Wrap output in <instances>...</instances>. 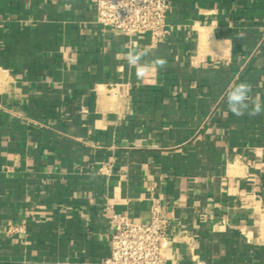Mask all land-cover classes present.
Masks as SVG:
<instances>
[{
    "label": "crops",
    "instance_id": "0c3cea01",
    "mask_svg": "<svg viewBox=\"0 0 264 264\" xmlns=\"http://www.w3.org/2000/svg\"><path fill=\"white\" fill-rule=\"evenodd\" d=\"M168 3L154 44L97 0H0V264H105L111 213L155 209L170 264H264V0Z\"/></svg>",
    "mask_w": 264,
    "mask_h": 264
},
{
    "label": "built area",
    "instance_id": "2783aa9c",
    "mask_svg": "<svg viewBox=\"0 0 264 264\" xmlns=\"http://www.w3.org/2000/svg\"><path fill=\"white\" fill-rule=\"evenodd\" d=\"M98 22L127 35H147L154 44L168 35V0H97ZM111 256L105 264H170L172 223L159 209L149 222L111 213ZM174 232V231H173Z\"/></svg>",
    "mask_w": 264,
    "mask_h": 264
},
{
    "label": "clouds",
    "instance_id": "9594fccd",
    "mask_svg": "<svg viewBox=\"0 0 264 264\" xmlns=\"http://www.w3.org/2000/svg\"><path fill=\"white\" fill-rule=\"evenodd\" d=\"M147 52L148 49H131L127 53L121 54L125 55L129 66L135 68L137 78L140 80L148 76L153 69H163L167 65V60L165 58H156L151 63H142V58ZM251 91L252 86L246 82H242L234 87L227 98L229 110L236 115L244 114V109L248 107L247 102ZM261 107L262 105L257 97L253 114H259L261 112Z\"/></svg>",
    "mask_w": 264,
    "mask_h": 264
}]
</instances>
